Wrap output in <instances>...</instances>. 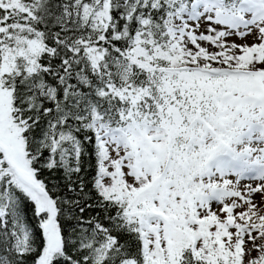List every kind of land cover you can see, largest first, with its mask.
<instances>
[{
    "label": "snow or ice",
    "instance_id": "obj_1",
    "mask_svg": "<svg viewBox=\"0 0 264 264\" xmlns=\"http://www.w3.org/2000/svg\"><path fill=\"white\" fill-rule=\"evenodd\" d=\"M0 264H264V0H0Z\"/></svg>",
    "mask_w": 264,
    "mask_h": 264
},
{
    "label": "rangeland",
    "instance_id": "obj_2",
    "mask_svg": "<svg viewBox=\"0 0 264 264\" xmlns=\"http://www.w3.org/2000/svg\"><path fill=\"white\" fill-rule=\"evenodd\" d=\"M257 199H259V197H257Z\"/></svg>",
    "mask_w": 264,
    "mask_h": 264
}]
</instances>
